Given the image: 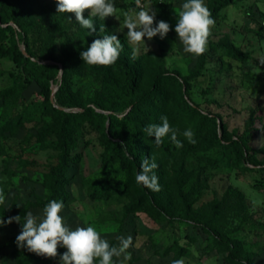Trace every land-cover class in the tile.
Returning <instances> with one entry per match:
<instances>
[{
    "label": "rangeland",
    "instance_id": "obj_1",
    "mask_svg": "<svg viewBox=\"0 0 264 264\" xmlns=\"http://www.w3.org/2000/svg\"><path fill=\"white\" fill-rule=\"evenodd\" d=\"M183 2L185 0H165V4L159 8H155L152 2L146 3L145 8L156 11L155 22L163 20L169 23L171 30L164 39L159 35L151 40L145 37L148 51L142 48L133 58L132 45L126 38L128 30L120 29L122 17L121 20L107 17L103 21L93 18L96 31L88 35L91 30L82 28L74 14L57 13L55 0H41L47 18L41 24L34 49L38 59L50 53L61 59L73 48L89 46L94 40L103 39L104 35L114 34L123 44L119 57L137 70L140 71L141 57L149 51H156L163 56L167 72L179 71L187 76L198 57L183 51L174 30L177 23L175 12ZM204 3L209 6L208 0H204ZM117 9L133 13L140 10L133 4ZM89 15L86 10L85 18H89ZM101 24L104 32L100 31ZM17 38L24 47L19 35ZM222 39H228L249 58L237 60L211 46V42L217 43ZM206 54L208 63L203 75L192 84L193 100L203 109L222 115L225 128L230 133L239 130V134L248 139L254 154L264 165V64L260 63L264 57V0H233L223 8L221 18L215 21L211 29ZM81 63L83 60L79 56L76 64L78 69ZM19 72L20 69L12 60L0 56V93L13 85L15 75ZM62 75V69L58 70L60 81ZM75 80L83 81L90 87L93 76L79 72ZM255 82L258 84L254 85ZM54 89L56 92L59 89L57 82L53 83ZM40 90L36 82L31 83L24 92L27 102L38 99ZM9 111L0 108V123ZM47 123L38 116L34 121L26 120L15 132L7 130L0 133V188L6 197L5 204L0 205V218L5 221L8 219L2 214L3 208L10 207L13 202L24 205L29 199H34L33 193L43 197L47 195V176L58 165L62 155L60 150L49 144L56 134L48 130ZM77 135L79 146L72 153L77 160L71 168L70 180L65 189L68 196L61 212L65 223L73 230L77 226H87V220L107 240L131 236L133 245L128 249L131 259L125 264H171L179 247L184 248L182 257L185 264H231L227 261V255L232 252L238 259L245 253L251 264H264V189L252 187L251 181L258 178L257 174H243L236 167L234 155L230 152L213 147L192 152L185 158L186 166L191 171L187 189L196 201L195 208L204 209L206 206L209 209L226 196L232 205L226 212V223L220 228L219 241L223 244V250H220L213 238L201 228L175 219V211L167 204V194L161 188L153 192L136 183L137 187L129 189L124 195L110 194L101 199L93 198L89 180L96 178L101 171L103 147L97 132L90 126L79 129ZM181 155L180 152L176 159L168 161L166 167H175ZM158 168L163 171L159 164ZM10 173L15 175L11 176ZM234 190L244 194L242 202L232 198ZM42 210L36 208L33 214L40 216ZM20 230L21 224L15 221L0 226V246ZM65 251L63 247L58 249L59 254ZM49 259L52 264H60L59 255ZM114 262L119 264L115 257ZM0 264L16 263L4 252V255H0Z\"/></svg>",
    "mask_w": 264,
    "mask_h": 264
},
{
    "label": "trees",
    "instance_id": "obj_2",
    "mask_svg": "<svg viewBox=\"0 0 264 264\" xmlns=\"http://www.w3.org/2000/svg\"><path fill=\"white\" fill-rule=\"evenodd\" d=\"M232 1L208 0V8L215 21L221 18L222 9ZM113 2L117 8L135 5V1L128 0ZM152 4L159 8L165 2L158 4L153 1ZM46 18L47 11L41 0H0V56L9 58L20 69L13 85L0 93V108L10 109L8 116L3 117L0 123V133L7 130L15 132L26 120L34 121L39 116L48 121V130L56 134L49 144L62 153L58 165L47 176V195L43 197L33 193L34 199H29L24 205L13 202L10 208H3V216L6 219L21 216L23 222L27 211L33 213L36 208L43 209L53 199L65 201L71 168L77 160L76 156H72L79 146L77 131L90 126L97 132L103 147L101 171L96 178L89 180L93 198L124 195L129 189L136 188L135 176L140 171L142 160L154 159L163 168L162 172L159 168L154 172L159 178L160 188L167 194V204L175 211V219L201 228L223 250V244L219 241L220 228L226 223V212L232 205L226 196L209 209L206 206L204 209L195 208L196 201L187 189L191 171L186 166L185 158L192 152L220 147L234 155L235 165L243 174H257L258 178L252 180L251 185L259 190L264 189V165L239 130L230 133L225 128L222 115L203 109L193 100L192 84L203 75L208 63L206 52L198 57L187 76L179 71L167 72L163 56L156 51H149L141 57L140 71L121 57L111 66H89L83 62L78 69L76 64L80 53L87 46L73 48L61 59L54 53L38 59L35 41ZM211 46L237 60L249 58L228 39L211 42ZM60 64L63 73L61 81L57 76ZM79 72L93 76L90 87L83 81L75 80ZM33 82L41 90L39 98L29 103L24 92ZM55 82L59 84V89L53 102ZM162 116H167L170 125L179 129L178 139L183 142L182 148H176L167 136L162 144L157 145L155 137H149L144 131L149 124H160ZM189 128L195 134V144L189 143L181 134ZM180 152L182 155L177 165L167 168L168 161L176 159ZM231 196L239 202L244 200V194L238 190L232 191ZM17 235L0 246V255L5 252L16 264L53 263L49 258L19 248L15 242ZM117 238L108 241L118 245ZM183 254L184 248L179 247L175 259L182 258ZM227 261L231 264H251L245 253L238 259L232 252L227 255Z\"/></svg>",
    "mask_w": 264,
    "mask_h": 264
},
{
    "label": "clouds",
    "instance_id": "obj_3",
    "mask_svg": "<svg viewBox=\"0 0 264 264\" xmlns=\"http://www.w3.org/2000/svg\"><path fill=\"white\" fill-rule=\"evenodd\" d=\"M56 12L75 15L76 22L84 29L91 30L88 35L94 33L93 18L103 21L107 17H115L122 20L121 27L127 28L126 38L132 45L133 58L142 48H148L145 37L148 40L159 35L164 39L171 30L169 23L160 20L155 22L156 11L145 8L141 0H135V5L140 10L131 12L118 10L113 0H55ZM90 13L85 18V11ZM177 23L175 33L183 46V51L193 57H199L207 51L211 29L215 25L212 13L205 5L204 0H185L179 10L175 12ZM70 20V19H69ZM101 32L104 26L101 24ZM123 44L117 35H104L103 39L94 40L80 53L83 62L89 66H111L117 62ZM264 64V57L260 59ZM160 124H149L144 131L149 137H155L157 145L162 144L163 138H170L176 148H182L183 142L178 139L179 129L173 128L167 116H162ZM189 143L195 144L194 132L189 128L181 133ZM158 164L153 160L144 158L140 164V171L135 176L138 185L153 191H160L159 178L154 170ZM6 202L5 193L0 188V205ZM10 208V207H8ZM64 208L63 201L50 200L43 208L42 215H34L27 211L21 222V216L9 217L7 221L0 218V226L13 221L22 225L20 233L16 236V244L19 248H26L28 252L38 256L56 258L60 256V264H115L113 258H117L119 264H125L131 259L128 249L133 245L131 236L118 237V245L111 244L101 235V232L89 221L87 226H77L74 230L65 223L61 212ZM65 248L63 254L58 253L59 248ZM122 257V259H120ZM171 264H185L184 258L174 259Z\"/></svg>",
    "mask_w": 264,
    "mask_h": 264
},
{
    "label": "built area",
    "instance_id": "obj_4",
    "mask_svg": "<svg viewBox=\"0 0 264 264\" xmlns=\"http://www.w3.org/2000/svg\"><path fill=\"white\" fill-rule=\"evenodd\" d=\"M153 1H156L158 4H162L163 2H165V0H141V4L145 6L147 2H153Z\"/></svg>",
    "mask_w": 264,
    "mask_h": 264
},
{
    "label": "water",
    "instance_id": "obj_5",
    "mask_svg": "<svg viewBox=\"0 0 264 264\" xmlns=\"http://www.w3.org/2000/svg\"><path fill=\"white\" fill-rule=\"evenodd\" d=\"M24 52L27 53L25 48H24ZM60 66H61V69H62V64H60ZM55 94H56V90L54 89L53 90V95H52L53 102H55Z\"/></svg>",
    "mask_w": 264,
    "mask_h": 264
}]
</instances>
